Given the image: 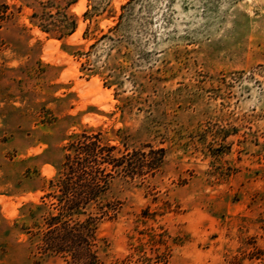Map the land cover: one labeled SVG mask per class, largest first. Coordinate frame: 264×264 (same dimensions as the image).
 Masks as SVG:
<instances>
[{
    "label": "rangeland",
    "instance_id": "rangeland-1",
    "mask_svg": "<svg viewBox=\"0 0 264 264\" xmlns=\"http://www.w3.org/2000/svg\"><path fill=\"white\" fill-rule=\"evenodd\" d=\"M83 133L126 158L99 264H264V0H0V264L72 260L41 239Z\"/></svg>",
    "mask_w": 264,
    "mask_h": 264
},
{
    "label": "trees",
    "instance_id": "trees-1",
    "mask_svg": "<svg viewBox=\"0 0 264 264\" xmlns=\"http://www.w3.org/2000/svg\"><path fill=\"white\" fill-rule=\"evenodd\" d=\"M70 147L74 152L66 157L61 176L51 182L58 213L46 218L41 246L45 252L70 256L68 264H99L95 243L98 218L93 210L108 214L103 204L113 177L108 166L118 170L126 158L112 155L116 147L104 145L101 133L78 135Z\"/></svg>",
    "mask_w": 264,
    "mask_h": 264
}]
</instances>
